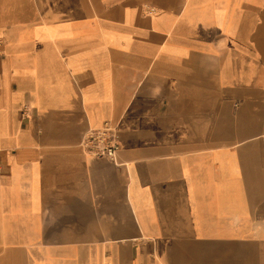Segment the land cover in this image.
Masks as SVG:
<instances>
[{"label":"crops","instance_id":"crops-1","mask_svg":"<svg viewBox=\"0 0 264 264\" xmlns=\"http://www.w3.org/2000/svg\"><path fill=\"white\" fill-rule=\"evenodd\" d=\"M0 264H264V0H0Z\"/></svg>","mask_w":264,"mask_h":264},{"label":"built area","instance_id":"built-area-1","mask_svg":"<svg viewBox=\"0 0 264 264\" xmlns=\"http://www.w3.org/2000/svg\"><path fill=\"white\" fill-rule=\"evenodd\" d=\"M153 11V7H148L149 13ZM80 143L91 155L114 158L119 148L116 127L105 121L100 127L87 130Z\"/></svg>","mask_w":264,"mask_h":264}]
</instances>
